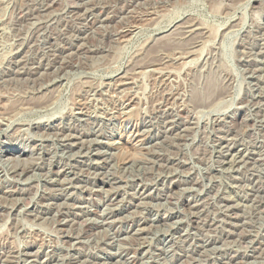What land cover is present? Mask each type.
<instances>
[{
	"label": "rangeland",
	"instance_id": "374dc122",
	"mask_svg": "<svg viewBox=\"0 0 264 264\" xmlns=\"http://www.w3.org/2000/svg\"><path fill=\"white\" fill-rule=\"evenodd\" d=\"M0 264H264V0H0Z\"/></svg>",
	"mask_w": 264,
	"mask_h": 264
},
{
	"label": "bare ground",
	"instance_id": "6f19581e",
	"mask_svg": "<svg viewBox=\"0 0 264 264\" xmlns=\"http://www.w3.org/2000/svg\"><path fill=\"white\" fill-rule=\"evenodd\" d=\"M166 46H168V45H166ZM166 46H164V47L166 48ZM209 88H210V87H209ZM212 92H213V91H212ZM212 92H209V89H208V93L211 94ZM208 93H207V94H208ZM215 93H216V92H215ZM210 94H209V95H210ZM209 95H208V96H209ZM212 95H213V94H212ZM209 97H210V96H209ZM196 98H197V97H196ZM198 98H199V97H198ZM194 99H195V97H194ZM198 101H199V100H198Z\"/></svg>",
	"mask_w": 264,
	"mask_h": 264
}]
</instances>
